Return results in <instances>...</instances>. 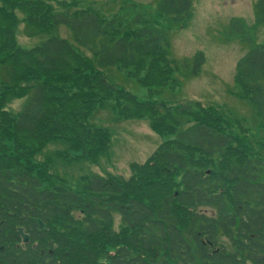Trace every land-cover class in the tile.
Segmentation results:
<instances>
[{
	"label": "trees",
	"instance_id": "1",
	"mask_svg": "<svg viewBox=\"0 0 264 264\" xmlns=\"http://www.w3.org/2000/svg\"><path fill=\"white\" fill-rule=\"evenodd\" d=\"M193 3L161 0L158 16L182 25ZM101 7L90 0H0V70L6 76L0 81V255L14 262L9 248L20 243L17 230L24 228L36 248H19L20 264L264 258V137L215 104H172L155 100L154 92L140 101L112 83L105 71L116 68L147 88L174 89L179 66L158 19L136 4L124 3L116 14ZM253 9L255 27H264V0ZM21 23L28 36L47 38L20 46ZM60 27L73 42L57 34ZM229 33L250 45L236 65L235 97L248 102L264 127V44L239 19L230 22ZM191 63V76H199L204 54ZM22 98L19 112L9 109ZM108 105L117 120L148 119L167 140L144 164L131 165L130 180L108 174L70 182L53 172L52 161L41 159L53 142L68 144V154L55 155L67 163L79 156L96 162L108 152L112 132L92 122ZM206 208L215 214L207 216ZM222 239L231 249L215 252Z\"/></svg>",
	"mask_w": 264,
	"mask_h": 264
},
{
	"label": "rangeland",
	"instance_id": "2",
	"mask_svg": "<svg viewBox=\"0 0 264 264\" xmlns=\"http://www.w3.org/2000/svg\"><path fill=\"white\" fill-rule=\"evenodd\" d=\"M102 5L104 14H116L120 7L137 5L150 19H158L168 29L171 40V54L178 63V70L174 79L178 86L173 88H147L136 79L128 76L126 71L116 68L107 69L106 75L117 86L135 95L140 101H148L151 93H156L155 100L177 104L186 100H196L220 106L223 113H228L237 119H244L258 138L264 137V127L259 124L255 113L248 102L237 97L234 83L236 65L249 51L250 45L242 43L238 37L229 33V25L233 19L245 22L251 31L255 42L264 44V27H255L254 4L257 0H194L189 18L182 25H171V19L158 16V5L161 0H90ZM22 19L23 15L19 14ZM171 26V29H170ZM29 30L21 23L18 29V43L22 47L32 48L47 38V35L35 34L28 36ZM57 34L72 42L71 32L60 27ZM205 55V65L199 76H191V68L187 64L193 61L198 53ZM88 54V53H87ZM192 64V63H191ZM6 80L5 73L0 70V81ZM26 98L13 99L9 109L19 112ZM95 126L112 131V141L108 152L93 162L72 153V157L79 156V160L67 163L57 153H69V146L62 141L51 143L42 154V160L49 159L54 167L53 172L76 182L82 177H105L112 174L126 180L132 177L131 165L144 164L159 146L167 140L154 132L148 119L117 120L111 106L108 105L94 114L92 120ZM46 157V158H45ZM203 213L213 216L214 210L206 208ZM117 222V220H116ZM118 224V222H117ZM220 248L230 250L229 242L222 239ZM242 264H253L245 260Z\"/></svg>",
	"mask_w": 264,
	"mask_h": 264
},
{
	"label": "flooded vegetation",
	"instance_id": "3",
	"mask_svg": "<svg viewBox=\"0 0 264 264\" xmlns=\"http://www.w3.org/2000/svg\"><path fill=\"white\" fill-rule=\"evenodd\" d=\"M10 246H11V244H9V247ZM12 248H14V250H15V252H13V254H12V251H11ZM19 248H21L19 243L17 245H15L14 247L11 246L9 248V251H10V254H11L12 258H14V262H10L8 259H6L5 257L0 255V264H20L18 262V260H17L18 259V255H19ZM237 261H242L243 262V259H239L238 258ZM244 261H245V259H244ZM253 264H264V258H261L260 256H258L256 261L253 262Z\"/></svg>",
	"mask_w": 264,
	"mask_h": 264
},
{
	"label": "water",
	"instance_id": "4",
	"mask_svg": "<svg viewBox=\"0 0 264 264\" xmlns=\"http://www.w3.org/2000/svg\"><path fill=\"white\" fill-rule=\"evenodd\" d=\"M37 223H38V225L40 227H44L43 223L40 220H38ZM18 234L20 235V237L22 238L24 243H28L29 242V237L26 234H24L23 229H19L18 230ZM50 253L52 254V252H50Z\"/></svg>",
	"mask_w": 264,
	"mask_h": 264
}]
</instances>
